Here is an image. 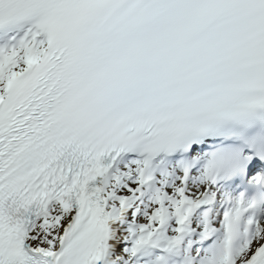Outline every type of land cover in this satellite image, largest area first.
Listing matches in <instances>:
<instances>
[{
	"label": "snow or ice",
	"instance_id": "obj_1",
	"mask_svg": "<svg viewBox=\"0 0 264 264\" xmlns=\"http://www.w3.org/2000/svg\"><path fill=\"white\" fill-rule=\"evenodd\" d=\"M0 264H264V0H0Z\"/></svg>",
	"mask_w": 264,
	"mask_h": 264
}]
</instances>
